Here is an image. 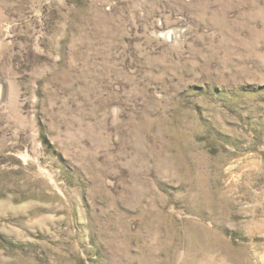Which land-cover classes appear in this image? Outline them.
Masks as SVG:
<instances>
[{
	"label": "rangeland",
	"instance_id": "374dc122",
	"mask_svg": "<svg viewBox=\"0 0 264 264\" xmlns=\"http://www.w3.org/2000/svg\"><path fill=\"white\" fill-rule=\"evenodd\" d=\"M0 264H264V0H0Z\"/></svg>",
	"mask_w": 264,
	"mask_h": 264
}]
</instances>
